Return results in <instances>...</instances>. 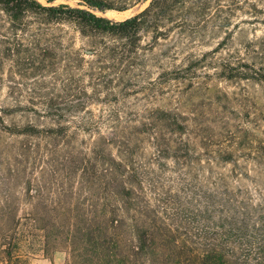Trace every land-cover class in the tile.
<instances>
[{
  "label": "rangeland",
  "instance_id": "rangeland-1",
  "mask_svg": "<svg viewBox=\"0 0 264 264\" xmlns=\"http://www.w3.org/2000/svg\"><path fill=\"white\" fill-rule=\"evenodd\" d=\"M102 1L131 5L96 13L115 22L148 5ZM160 21L136 34L128 58L113 37L31 14L19 30L0 11V264H74L70 251L86 248L56 233L43 246L33 210L54 219L78 207L80 227H98L112 160L178 244L217 245L225 258L212 264L255 257L246 242L264 220V0H178ZM9 244L19 250L8 258Z\"/></svg>",
  "mask_w": 264,
  "mask_h": 264
},
{
  "label": "trees",
  "instance_id": "trees-1",
  "mask_svg": "<svg viewBox=\"0 0 264 264\" xmlns=\"http://www.w3.org/2000/svg\"><path fill=\"white\" fill-rule=\"evenodd\" d=\"M40 1L44 4L37 0H0V11L7 16L12 27L19 30L23 19L31 14L41 24H70L88 39L102 35L113 37L123 42L125 53L122 55L126 54L130 58L137 40L136 34L140 30H157L162 18L172 16L178 0H142L148 1L143 11L118 22L99 17L96 13L105 14L111 10L123 12L130 4L116 7L113 3L102 0H65L76 2L77 6L71 7L67 4L53 5L60 0ZM112 161L115 167L105 168L103 178L107 181L100 188L104 202L93 209L95 216L100 215L102 218L100 225L80 227L79 217L84 214V210L78 207H61L62 212H58L57 217L52 219L51 215H46L47 208L38 206L33 210V221L28 226L42 231L43 246L51 240L54 233L63 234L66 248L79 245L82 249L86 248V251L77 254L70 251L74 264H205V261L212 264V261H222L225 258L222 253H216L222 251L217 245L210 244L209 247L198 250L191 247V241L187 239L178 244L158 217L157 211L150 209L146 202L136 196V187L133 184H137V181H131L135 176L120 178L124 166ZM85 174L88 183L92 185L95 179L90 173ZM126 179L130 182V187L126 186ZM261 223L259 235L251 236L252 240L246 242L248 251L256 252L254 258H246V264L252 259L254 264H264V220ZM253 234L256 235L257 230ZM214 240L213 238L212 241ZM17 250L18 244H9L3 251H6L9 258L12 251ZM192 251H205L210 259L206 260L203 255L198 261V257H192Z\"/></svg>",
  "mask_w": 264,
  "mask_h": 264
},
{
  "label": "crops",
  "instance_id": "crops-1",
  "mask_svg": "<svg viewBox=\"0 0 264 264\" xmlns=\"http://www.w3.org/2000/svg\"><path fill=\"white\" fill-rule=\"evenodd\" d=\"M32 264H54V263L51 260L41 258L38 260H34V263Z\"/></svg>",
  "mask_w": 264,
  "mask_h": 264
}]
</instances>
